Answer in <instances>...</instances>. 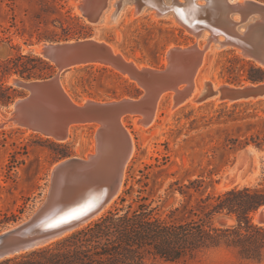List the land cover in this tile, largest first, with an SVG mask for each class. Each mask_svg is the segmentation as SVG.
Masks as SVG:
<instances>
[{"label":"rangeland","instance_id":"374dc122","mask_svg":"<svg viewBox=\"0 0 264 264\" xmlns=\"http://www.w3.org/2000/svg\"><path fill=\"white\" fill-rule=\"evenodd\" d=\"M77 1L0 0V61L18 51L39 55L34 49L42 43L77 40L75 36L90 35L87 37L106 42L112 40V47L139 67H151L148 62L156 54L158 66L155 68H158L165 65V53L170 47L192 43V38L184 32L179 34L173 24L151 15L131 17L130 10L123 12L115 25L89 26L76 9ZM76 18L87 25L85 29L79 28ZM62 28L71 31H62ZM77 32L79 34L75 35ZM65 36L69 40H62ZM38 37L43 39L36 43ZM124 48L128 55L121 52ZM233 57L239 55L231 51H210L200 68L202 77L226 82L231 66L229 61ZM101 68L104 67L72 68L60 77L63 89L72 100L75 95L79 102L107 101L113 96L118 98L111 100L127 98L126 92H131L130 84L141 93L134 82L120 73L109 68H106L107 72H98ZM14 78L17 77L10 78L8 84L11 85ZM169 94L158 101L157 118L151 126L136 128L134 119L138 118L134 116L122 119L124 128L132 136L134 150L125 165L118 194L95 219L119 207L121 197H125L124 208L128 205L136 208L143 202L150 205L153 215L158 218L174 221L191 218L192 213H199L196 203L205 198V193L188 199L178 193L177 187L198 176H202L204 183L212 181V188L207 192L213 194L236 186L264 183V147L258 149L250 144L244 149H233L231 144L232 140L239 143L255 134L256 129L248 125L257 124L264 117V100L238 104L192 103L170 110L172 94ZM11 109L10 105L0 108V115H6ZM252 115L256 117L251 118ZM236 116L247 119L233 121ZM96 128L94 125L74 126L62 143L37 134H26L18 128L0 131V232L27 219L38 207L53 165L66 158L85 159L92 152ZM248 151L253 154H247ZM58 152L68 156L59 158ZM174 182L179 185L172 186ZM176 208L179 210L170 215ZM13 216L15 221H12ZM214 222L231 224L229 219L218 221V217ZM147 264H264V261L241 260L234 251L219 249L204 252L186 262L156 260Z\"/></svg>","mask_w":264,"mask_h":264},{"label":"water","instance_id":"95a60500","mask_svg":"<svg viewBox=\"0 0 264 264\" xmlns=\"http://www.w3.org/2000/svg\"><path fill=\"white\" fill-rule=\"evenodd\" d=\"M79 10L84 22L93 27L117 24L122 10H131L135 18L151 15L181 29L192 43L172 46L165 53L167 64L158 68H141L110 43L93 37L40 44L41 57L53 65L54 75L12 81L24 94L1 115L0 131L18 128L62 143L70 126L94 125L96 149L88 159L66 158L50 168L38 207L27 219L0 232V261L45 247L92 223L119 191L131 154V139L121 120L134 116L149 126L161 94L173 93L174 106L191 99L197 104L264 100V81L234 85L209 80L202 88L193 84L213 49L234 52L264 70L263 1L81 0ZM93 64L127 75L141 93L118 100H72L63 89L61 75ZM253 215L264 225V205Z\"/></svg>","mask_w":264,"mask_h":264},{"label":"trees","instance_id":"16d2710c","mask_svg":"<svg viewBox=\"0 0 264 264\" xmlns=\"http://www.w3.org/2000/svg\"><path fill=\"white\" fill-rule=\"evenodd\" d=\"M76 21L79 22L80 29L86 28L87 25L81 23L80 18H76ZM66 29L71 31L69 28H62V31ZM175 30L182 34V30ZM78 34L79 32L75 35ZM87 36L90 35H78L74 38ZM42 39L38 37L36 43ZM62 40L69 39L65 36ZM107 42L111 43L112 40L108 39ZM130 51L133 52L132 49ZM121 52L128 55L126 48ZM155 55L148 62L151 67L158 66ZM229 63L231 66L227 70V83L239 85L264 81V70L250 61L233 57ZM98 72H107V69L101 68ZM53 74V65L32 52L22 54L18 51L1 60L0 108H7L24 94L8 84L10 78L43 80ZM88 74L92 73L88 71ZM130 88L131 92H126V96L136 97L140 94L132 84ZM72 97L79 102L75 95ZM117 98L113 96L108 100ZM254 117L256 116H251ZM244 119L247 117L232 118L233 121ZM248 126L256 129L255 134L239 143L232 140L233 149H244L250 144L258 149L264 147V117L257 124ZM44 141L59 147L50 140ZM57 155L59 158L68 156L63 152H58ZM176 185H179L178 182L172 184ZM211 188L212 181L204 183L202 176L177 187L178 193L188 199H192L195 194L205 193V198L198 199L196 203L199 213H192L191 218L183 221L158 218L153 215L154 210L150 205L143 202L138 203L136 208H132V205L124 208L122 205L125 197H121L119 207L106 212L87 226L45 247L2 260L0 264H147L156 260L178 263L194 260L204 252L219 249L234 251L241 260L264 261V225L254 224L252 219L254 212L264 205V183L261 181L253 186H236L217 194L208 193L207 190ZM178 210L174 209L170 215ZM217 217L220 222L229 219L231 224L217 225L214 222ZM12 221H15L14 216Z\"/></svg>","mask_w":264,"mask_h":264},{"label":"bare ground","instance_id":"6f19581e","mask_svg":"<svg viewBox=\"0 0 264 264\" xmlns=\"http://www.w3.org/2000/svg\"><path fill=\"white\" fill-rule=\"evenodd\" d=\"M233 1H237V2H241V0H233ZM80 3H81V0H78L77 1V3H76V9H77V11H78V13H80L81 14V12H80V10H79V6H80ZM113 9V4H112V2H111V4H110V6H109V10H112ZM126 10H122L121 12H120V14H119V16L123 13V12H125ZM130 15H131V17H134L133 16V14H132V12H131V10H130ZM119 18V17H118ZM155 18V17H154ZM97 27V26H96ZM199 40H197V43H199L198 42ZM171 48V47H170ZM169 48V49H170ZM35 52L37 53V54H39V55H41V51H42V45H39V46H37L35 49ZM213 50H217V49H213ZM168 51V50H167ZM206 59V58H205ZM167 61H168V59H167V56H165V65L167 64ZM204 63V62H203ZM203 65V64H202ZM93 66H95V67H104V66H102V65H98V64H93ZM104 68H109V67H104ZM141 68H146V66H142ZM200 68H202V67H200ZM199 68V69H200ZM109 69H111V68H109ZM197 70V72H196V74H195V77H194V82H193V84H194V86L196 87V88H202V86H203V84H204V82L206 83L207 81H209L208 79H206L205 77H202V75H201V69L200 70ZM115 71V70H114ZM123 77H125V78H127V79H129L128 78V76L127 75H123V74H121ZM15 79V78H14ZM14 79H12L11 80V84L13 83L12 81L14 80ZM217 83H221V82H217ZM172 94V98H173V93H171ZM166 96H170V94L168 93V92H166V93H163V94H161V96H160V98H159V101H160V99H162L163 97H166ZM172 98H171V108H170V110H174L175 108H178V107H181L182 105H193V104H196V105H198L197 103H195L192 99L191 100H188V101H186L185 103H183V104H181V105H179V106H174V104H173V102H172ZM84 101H86V100H84ZM213 102V103H220V102H218V101H215V100H210V101H208V102ZM253 102H255V101H253ZM193 103V104H192ZM228 104V103H227ZM230 104V103H229ZM157 106H158V103H157ZM156 111H157V107H156ZM156 111H155V115H154V118H153V121L151 122V124L149 125V126H151L153 123H154V120L157 118V113H156ZM0 119H1V115H0ZM121 124H122V126L124 127V124H123V121L121 120ZM134 125H135V127L136 128H142V127H148V126H145L144 125V123H143V121H142V119H140V118H138V119H134ZM76 127V126H79V125H72V126H70V128H69V130H68V135H69V133H70V130H71V128L72 127ZM95 130H97V128L95 129ZM126 131H127V133L129 134V136H130V139H131V143H132V149H131V154H132V152H133V150H134V147H133V139H132V136H131V134H130V132L127 130V129H125ZM25 133L26 134H32L30 131H25ZM39 137H41V138H45L44 136H39ZM67 139H68V137H67ZM66 139V140H67ZM50 140H52V141H55V140H53V139H50ZM65 140V141H66ZM64 141V142H65ZM55 142H57V141H55ZM94 144H93V146H92V152H90L89 154H87L86 156H85V159H88L89 157H91V156H93L94 155V153H95V149H96V140H94V141H92ZM58 143H61V142H58ZM248 152H250V151H248ZM247 152V153H248ZM131 154H130V156H131ZM130 158V157H129ZM129 160V159H128ZM126 165V164H125ZM125 168V167H124ZM123 171H124V169H123ZM122 176H123V174H122ZM122 182V181H121ZM119 190H120V188H119ZM119 192V191H118ZM118 192H117V194H118ZM116 194V195H117ZM115 198V197H114ZM113 198V199H114ZM113 199L111 200V202H113ZM110 202V203H111ZM110 203L107 205V206H105V208L103 209V211L102 212H100L95 218H97L98 216H100L107 208H108V206L110 205ZM254 216V215H253ZM94 218V219H95ZM93 219V220H94ZM253 222H254V224H257V225H260L259 224V222H258V219H257V217L256 216H254L253 217Z\"/></svg>","mask_w":264,"mask_h":264}]
</instances>
